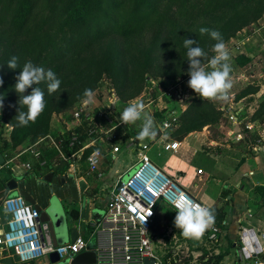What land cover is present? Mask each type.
I'll use <instances>...</instances> for the list:
<instances>
[{
	"label": "rangeland",
	"instance_id": "374dc122",
	"mask_svg": "<svg viewBox=\"0 0 264 264\" xmlns=\"http://www.w3.org/2000/svg\"><path fill=\"white\" fill-rule=\"evenodd\" d=\"M263 4L264 0H243L240 4L225 9L224 12L219 11L214 15L200 18L194 22L193 26L188 30V35L185 37L196 40L198 45L202 42L200 47L204 52L207 50L211 51L212 46L215 44L213 43L214 40L211 39L208 34L201 35L199 31L200 28L204 27L218 30L221 33L225 25L224 22L226 17L228 18L231 14H234V12L244 8H246L244 13L248 12V14H241L239 17L245 15L252 16L256 13V10H259V8L262 7ZM259 21L256 20L250 22L225 41L231 56L229 63L235 74V77L232 80L231 90L235 92L237 91V93H241L243 89L248 86L260 87L261 82L264 83V80L259 76V73L264 74V29L256 31ZM152 37L153 28H149L146 32H143L140 37L132 39V44L129 48L130 59L126 58L121 61L122 64L123 61L125 63L124 72L115 76L104 74L93 91L94 98L92 103H82L84 100V97H82L71 107L64 108L59 112H54L51 115L50 131L48 134L56 135L60 128H64L65 122L71 120L72 113L76 109L84 108L85 110L87 109L89 113L95 115L99 111H105L107 106L114 101L118 110L119 119L122 111L130 103L142 102L145 105V111L150 114L155 121V127L159 134H157V137L161 138L163 134L164 137H166L165 134L167 135L166 138H171V136L174 137L175 131H171L172 129L163 132V134L159 131L160 121L155 112L158 108L164 106L180 109V104L177 99V94L180 93L178 90V84L181 81L186 82L190 79L188 74L189 61L187 60L186 55L187 49L184 48V39L181 38V41L178 40L179 42H172L168 47H157L153 49L149 55L152 61V67L151 70L146 73L148 78L143 81L139 80V78H131V75L135 77L141 70L139 66L135 67V63L138 62V64H143V62L148 59L146 52L148 51ZM247 38L249 39L246 40ZM244 40H246V42L241 50L246 51L247 53H252L254 56V65L250 68H240L235 60V57L239 52L235 47ZM110 42L117 43L124 51L125 43L123 37L117 34H111L104 37L95 46L98 48V46H104ZM211 58L212 57H210V59ZM205 66L207 67V64ZM253 71L256 74H254ZM243 73L248 76L247 79L242 77ZM177 75L181 76L176 77ZM140 85H142V90L138 93ZM187 88L190 90V98L186 102V108L188 107V104H190L188 101L192 99V94L197 96L195 98H198L199 96V94H195L189 87H183L184 93L188 91L186 90ZM255 95L248 94V98L246 99V102L248 104L251 103L254 106V109L258 108L261 101L264 99V94L260 97H256ZM14 97L11 100L9 98L3 100L4 107L0 110V130L2 127L1 121H4V116L9 118L10 112H12L15 107L17 97ZM209 102L213 103L216 109L220 101L215 100ZM210 113L211 112L208 114ZM213 116L217 121H211V123L205 125L201 130H196L186 135L184 139L185 141L183 140L184 143H182L179 152H166L156 145L153 142V139L146 138L140 142L149 144L150 148L147 153L152 161L160 165L173 178L177 179L187 190L192 191V189H195V191L197 190L201 194L204 193L205 195H208L210 204L212 203V205H214V203L218 202L220 206L222 205L226 210L227 206L229 207V204H227L225 200L226 193L233 191V189H238L234 185L235 181L232 180L231 171L239 169V172L243 173L246 171L248 174L249 169L257 171L258 167L252 157V150L249 149L247 143H238L233 140L228 141L226 138L224 139L223 133L225 130L220 127V124L223 123V117L218 113L217 115H210V117ZM140 125L141 121H137L135 124H123L122 127L119 128V137L114 145H117L120 151L113 153L112 147L107 146V149L103 147L101 161L95 172L90 171L88 164L84 162V160L79 163L80 170L76 175L84 176L97 189L98 193L96 194V197H98V200L96 198L95 202L98 205L101 204L100 202L103 201L104 203L108 199L112 188L118 180V173H121L123 178L126 179L131 173L129 167L137 163L138 150L134 151L128 148V144L131 142V138L137 139L136 135L141 130ZM90 128L92 127H89L88 129ZM13 130L14 127L12 123L8 122L0 132V153H2L5 158L4 163L0 164V204L2 199L9 193L7 187L8 181L12 178L19 179L21 176L27 174V171L22 167V162H31L34 167L32 171L40 176L46 175L49 164H53V161H57L55 160V156L58 154L50 148L51 145L47 140L41 142L38 146L42 148L45 153L44 160L47 161V164L44 167H39V160L31 154L17 157L22 151L40 140V137L35 141L32 140L31 137L24 138L20 143L15 144V140L12 138ZM262 131H264V123ZM3 136L7 140L6 142L4 141V138H2ZM211 140L217 141L218 145L213 144ZM114 156L116 157L114 158ZM245 156L247 157V160L244 158ZM69 162H73L74 164L78 163L77 160H70ZM199 169L205 171V175L202 177L198 174ZM99 172L104 173L102 178L98 177ZM229 172L231 176H229ZM29 173H31V171ZM246 177L252 178L254 176L247 175ZM227 182L231 183L232 190L228 189L229 185ZM242 183H244V181ZM229 196L230 195H228L227 198H229ZM256 200L257 202H255L258 204L256 209L259 211V214L264 213V207L260 205V203H262L261 197L256 195ZM63 203L66 207L65 216L67 218V232L69 231V233L72 234L71 227L73 222L70 220L67 212L71 207L72 200L68 198L65 199ZM212 209L213 208H211V210ZM159 212L164 213V222L163 227L157 234V238L153 240L155 253L162 258H164L166 254H176L178 258L182 259V263L184 264L202 263L203 257L199 256L196 259L194 258V255H198L200 251H203L204 248L206 249V234L208 232H205L203 237L198 241L186 239L181 235L180 230L174 226L176 210L169 204L161 203L159 206ZM214 222V224H219L220 222L216 220L215 215ZM69 233L60 236L59 242L61 243L62 241H65L68 238ZM82 236L86 239H89L90 237L85 231L82 233ZM221 243L223 245L219 246L220 250L224 251L226 243L223 241H221ZM208 246L215 247V244L208 242ZM41 259L47 261L48 256H43ZM260 260L264 262V253L260 256ZM214 261L216 263V260L213 259V262ZM235 261H238L237 249L232 247L229 249L228 255L217 264H233ZM236 263L241 264L240 261ZM249 264L258 263L251 260L249 261Z\"/></svg>",
	"mask_w": 264,
	"mask_h": 264
},
{
	"label": "trees",
	"instance_id": "16d2710c",
	"mask_svg": "<svg viewBox=\"0 0 264 264\" xmlns=\"http://www.w3.org/2000/svg\"><path fill=\"white\" fill-rule=\"evenodd\" d=\"M242 1L0 0V77L4 81L3 85L0 86V96L4 100L7 98L11 100L14 96V98L17 97V102L12 112H10V117L4 116V121H1V130L6 123H12L14 127L12 138H14L15 144L20 143L24 138L31 137L35 141L39 137L47 136L50 131L51 115L54 112L71 107L77 100L84 97L85 89L94 91L98 81L104 74L115 76L124 72L125 63L123 61L122 64L121 61L126 58L130 59L129 48L132 39L140 37L147 29L153 28V37L146 52L148 59L143 64L136 62L135 67L139 66L141 70L135 77L131 75V78H139L143 81L148 78L146 73L152 67L149 55L153 49L168 47L172 42L185 39V36L189 33L188 30L198 19L214 15L219 11L224 12L225 9L240 4ZM245 10L246 8L234 12L228 18L226 17L221 32L224 41L250 22L259 21L264 15V4L259 10H256L254 15L239 17L241 14H248V12L244 13ZM111 34L123 37L124 51L114 42L107 43L104 46L100 45L98 48L95 46L101 39ZM201 43H199V46H201ZM213 43H216V41L214 40ZM205 53H207V58L203 63L208 65V60L215 54L209 50ZM12 57H18V67L16 69H11L7 65ZM28 60L45 70L51 69L61 81V84L59 90L51 94L48 93L46 82L38 85L45 93L46 107L34 123L29 122L27 126L22 127L18 125L15 118L19 110L27 111V109L18 103L20 95L15 91V84L17 83L16 77ZM235 60L240 68H250L254 65V56L246 51L238 52ZM233 75L232 70L230 77ZM179 76L181 75L176 77ZM262 84L261 82L260 87L248 86L241 93L236 91L237 98H248V94H257ZM141 90L142 85L139 86L138 93ZM30 92L31 89H28L25 95L30 94ZM195 97L197 96H193L188 101L190 104L186 109L179 112L178 123L171 128V131H175H173L174 137L170 135L172 139L182 142L187 134L201 130L211 121H217L214 116V118L210 117V115H217V113L223 117V123L220 124V127L227 125V119L218 107L215 109L213 103L209 100H203L200 96ZM209 112L211 113L208 114ZM155 114L160 121L159 131L163 133L160 126L166 119H170V109L157 110ZM252 119H258L261 123H264V99L259 107L255 109ZM92 126L90 121H85L82 127L76 128L75 131L80 134L82 142L87 141L86 131ZM117 132L119 133L120 129ZM157 136L155 138H158ZM165 136L167 137L166 134ZM66 137L70 139V132H67ZM223 138L225 139L224 136ZM4 141L7 140L4 138ZM78 147L79 145L75 149ZM93 149L94 147H90L86 153ZM65 150L68 151L69 149L65 147ZM55 160L57 161L49 164L46 174L50 172L62 173L69 169L71 162L65 161L60 155H56ZM39 167H42L40 161ZM258 189L264 207V186L258 187ZM96 192L97 189L93 188L90 194ZM228 195L226 194L225 197ZM67 212L73 222L72 233L78 236L80 210L73 207L69 208ZM212 213L216 216L217 221L223 220L224 214L217 206L213 207ZM163 215L164 213H160L159 209L156 211L150 229L153 240L157 238V234L163 227ZM209 231L210 228L206 230L208 233ZM91 240H94V238ZM223 240L226 243L225 250L210 256L207 261L203 259L200 264H217L228 255L229 249L235 247V242L226 235ZM203 252L204 255H208L205 248ZM213 259L216 260V263L213 262ZM164 261L165 264H178L180 259L176 254H166Z\"/></svg>",
	"mask_w": 264,
	"mask_h": 264
},
{
	"label": "built area",
	"instance_id": "2783aa9c",
	"mask_svg": "<svg viewBox=\"0 0 264 264\" xmlns=\"http://www.w3.org/2000/svg\"><path fill=\"white\" fill-rule=\"evenodd\" d=\"M262 29H264V15L260 19L256 31ZM246 40L235 47L239 52H242L241 49ZM259 76L264 80L263 73H260ZM234 77L235 74L230 77L231 82ZM242 77L248 78L244 73ZM188 81H181L178 84L180 93L177 94V99L180 109L168 108V106L158 108V110L170 109V119H166L160 126L163 132L176 126L179 112L186 109L190 90L187 88L188 91L184 93L183 87H188ZM258 93L264 94V83ZM246 99V97L237 98L236 92L230 89L228 98L219 100L218 109L227 119V125L222 126L225 130L223 135L228 141L246 142L253 154L264 155L263 123L258 119H252L255 109L251 103L246 102ZM85 121H90L93 126L86 131L87 141L82 142L80 134L75 130L82 127ZM122 125L114 101L107 106L105 111H99L95 115L89 113L87 109L79 108L72 113L71 120L65 122L64 128H60L56 135L48 134L40 138L17 157L31 154L40 161V166L44 167L47 161L44 160L45 155L42 148L38 146L47 140L51 145L50 148L62 159L78 161L77 164L70 163L67 173H72L76 177V173L80 170L79 163L83 159L88 164L90 171L95 172L101 161L103 147L106 149L107 146L112 147L113 153L120 151L114 143L119 137L117 130ZM67 132H70V139L66 137ZM156 141V138L153 139L154 143ZM212 143L218 144L215 141ZM77 145L79 147L75 149ZM161 146L164 151L178 152L182 142L165 137ZM65 147L69 150L66 151ZM90 147H94V149L86 153ZM128 148L134 151L138 150V153L136 152L138 161L130 167L131 173L126 179L121 173H118V180L106 202L105 215L97 224V228L106 233V243L104 246L96 245L94 249L96 263L94 264H146V258L155 259L152 264H165L164 258L155 253L153 238L150 234L151 224L160 204L166 203L174 208L170 201L184 197L209 209L210 206L197 199L177 179L152 161L147 153L150 148L149 144L131 138ZM22 166L26 170L34 168L29 161L22 162ZM198 173L202 174L203 170L199 169ZM103 176L104 173H98L99 178ZM0 205V264H5L3 260L6 258H11L13 264H42L41 258L48 256V260L44 263L47 264L49 255L53 252L58 254L60 260H64L73 259L75 255L89 250L90 239H86L82 235H78L71 242L54 244L48 224L40 221L38 207L29 203L19 193L12 194L9 190ZM248 212L252 216L251 211ZM239 224L237 236L232 238L237 249L238 260L243 264H249L251 260L260 264V256L264 252V232L256 228L250 221L243 223L240 220ZM228 226L226 219L221 220L219 224H213L209 233L206 234L205 246L208 255H204V252L200 251L198 255H194V258L205 256L203 259L207 261L210 256L219 254L221 251L219 246L223 245L221 241L224 242L223 237L228 236ZM208 242L215 244V247L208 246ZM179 259L178 264H183L182 259Z\"/></svg>",
	"mask_w": 264,
	"mask_h": 264
},
{
	"label": "clouds",
	"instance_id": "9594fccd",
	"mask_svg": "<svg viewBox=\"0 0 264 264\" xmlns=\"http://www.w3.org/2000/svg\"><path fill=\"white\" fill-rule=\"evenodd\" d=\"M199 31L201 35L208 34L211 39L216 41L211 48L215 55L208 60L206 67L203 61L207 58V53L198 45L196 40L185 37L183 46L187 49L188 74L190 76L188 87L199 94L203 100H226L228 92L232 88L230 79L232 68L229 63L231 56L228 46L218 30L202 27ZM7 65L11 69H16L18 57H12ZM16 81L15 91L20 95L18 103L26 107L27 111L19 110L15 119L18 121V125L23 127L27 126L29 122L34 123L46 107L45 93L38 85L46 82L48 93L51 94L59 90L61 81L51 69L45 70L43 67L36 66L31 60L24 63ZM3 83V78L0 77V86ZM28 89H31V92L25 95ZM83 96L82 103L90 104L93 102L94 92L92 89H85ZM3 100L4 98L0 96V110L4 107ZM120 121L125 125L141 121V130L137 134L138 141H143L146 138L155 139L158 134L155 121L145 111V105L142 102L130 103L122 111ZM170 202L176 209L174 226L180 230L184 238L198 241L203 237L206 230L213 226L214 215L211 209L184 197H179Z\"/></svg>",
	"mask_w": 264,
	"mask_h": 264
},
{
	"label": "water",
	"instance_id": "95a60500",
	"mask_svg": "<svg viewBox=\"0 0 264 264\" xmlns=\"http://www.w3.org/2000/svg\"><path fill=\"white\" fill-rule=\"evenodd\" d=\"M4 161L5 158L0 153V164ZM7 186L10 191H17L29 203L38 207L40 221L48 224L54 244H59L60 236L67 234L66 207L63 203L65 199L70 198L72 200L70 208H80L81 215H86V219L92 217L94 221L100 222L105 215V210L93 202L96 199L86 194L85 180L78 181L72 173L50 172L40 176L27 173L19 179H10ZM95 247L96 241L91 240L89 250L75 255L73 259L60 260L58 254L53 252L49 255L47 264H94L96 263ZM145 261L146 264H152L155 259L146 258ZM3 263L13 264V260L6 258Z\"/></svg>",
	"mask_w": 264,
	"mask_h": 264
},
{
	"label": "crops",
	"instance_id": "0c3cea01",
	"mask_svg": "<svg viewBox=\"0 0 264 264\" xmlns=\"http://www.w3.org/2000/svg\"><path fill=\"white\" fill-rule=\"evenodd\" d=\"M260 95H261V93H258L255 96L259 97ZM251 109H252V107H251ZM164 138L165 137H164V134H163V136H161V138H157V141L155 142V144L158 145L160 148H162L161 144H162V141H164ZM184 141H182V143H184ZM211 141H215V140H211ZM215 142L218 143L217 141H215ZM166 152L176 153V152H173V151H166ZM44 155H45V153H44ZM252 157L254 159L255 164L258 167L257 171L249 169L248 174H247L246 171L243 172V173L239 172V169L235 170V171L234 170L231 171L232 172V180L235 181L234 185L238 189H233V191H230V192L226 193V194L230 195L229 198L225 197L226 203L229 204V207L227 206L226 210H225V208L222 205L220 206V204L218 202L214 203V205H212V203L210 204L209 203L210 199H209L208 195H205L204 193L201 194L197 190L195 191V189H192V191L188 190L197 199H199V200H201L202 202H205V203L208 202L207 204L209 206H211V208H213L214 206H217L219 210H222V213L224 214V218L223 219H226L227 222H228V225H229L228 226L229 227L228 228V237L230 239L235 238L237 236V230H238V228L240 226V224H239L240 220H242L243 223H246V222L250 221V222H252V224L256 228H259L260 230H262L264 232V213H260L259 214V211L256 209V207L258 205V204H256V202H257L256 195L261 197V193H260V190L258 189V187L264 186V155L253 154ZM44 158H45V156H44ZM244 158L247 160L246 156ZM158 166H160V165H158ZM129 169H130V167H129ZM24 170H26V169L24 168ZM32 170H26V171H27V173H29L31 171L30 174L35 173ZM41 174H43V173H41ZM203 175H205V171L204 170H203L202 174H199V176L202 177ZM245 175L246 176L247 175L254 176V177H252V178L251 177H246ZM229 176H231L230 172H229ZM242 177H244V178H242ZM76 179L78 181L81 180V179L85 180V182L87 184L86 193L90 194L91 190L93 188H95L92 185V183H90L82 175H80V176L76 175ZM243 181H244V183H242ZM227 184L229 185L228 189L232 190L231 183L227 182ZM10 193L18 194L17 191L16 192L10 191ZM97 193L98 192H96L95 194H90V195H91L92 198H95V199L97 198V200H98V197H96ZM109 196H110V194H109ZM108 199H109V197H108ZM108 199L104 203H103V201L100 202L101 203L100 206H101V208L103 210H105L106 202L108 201ZM95 201H93V202L96 203ZM260 205H262V203H260ZM78 209H80V208H78ZM248 211H251L252 216L249 215ZM78 223H79L78 235H82V233L85 231L86 234H88L90 236L89 237L90 240L92 238H94V240L96 241V245L97 246H104L105 245V243H106V233L103 230H101L100 228H97V224L99 223L98 221H94L92 219V217L90 219H86V215L82 216L81 213H80V218H79ZM67 233H69V231ZM76 237L77 236L75 235V233H72V234L69 233L68 238L65 241H62L61 243L59 242V244L71 242ZM239 261L240 260L235 261V263H233V264H237L236 262H239ZM41 262H42V264H44L46 261L43 260ZM241 264H243V263L241 262ZM260 264H264V262L261 260Z\"/></svg>",
	"mask_w": 264,
	"mask_h": 264
},
{
	"label": "flooded vegetation",
	"instance_id": "af4514ba",
	"mask_svg": "<svg viewBox=\"0 0 264 264\" xmlns=\"http://www.w3.org/2000/svg\"><path fill=\"white\" fill-rule=\"evenodd\" d=\"M88 195H90V194H88ZM91 196V195H90Z\"/></svg>",
	"mask_w": 264,
	"mask_h": 264
}]
</instances>
